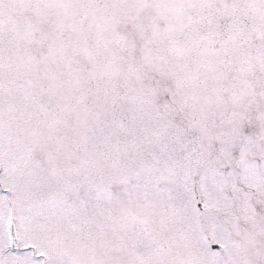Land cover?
Segmentation results:
<instances>
[{
	"label": "snow or ice",
	"instance_id": "6c2138e0",
	"mask_svg": "<svg viewBox=\"0 0 264 264\" xmlns=\"http://www.w3.org/2000/svg\"><path fill=\"white\" fill-rule=\"evenodd\" d=\"M0 264H264V0H0Z\"/></svg>",
	"mask_w": 264,
	"mask_h": 264
}]
</instances>
